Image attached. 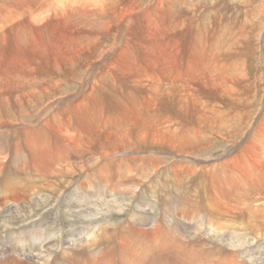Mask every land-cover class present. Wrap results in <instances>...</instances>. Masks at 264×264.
I'll return each instance as SVG.
<instances>
[{
	"label": "bare ground",
	"instance_id": "1",
	"mask_svg": "<svg viewBox=\"0 0 264 264\" xmlns=\"http://www.w3.org/2000/svg\"><path fill=\"white\" fill-rule=\"evenodd\" d=\"M261 40L262 76L251 78L243 68L254 43L250 0H0V169L21 158L1 182L0 240L19 245L15 264H251L240 258L250 252L241 240L250 219L264 220ZM217 138L230 147L200 157ZM168 152L187 161L165 168L156 163L164 159L148 156L137 163L145 162L157 185H145L138 171L127 182L124 159L136 165L144 153ZM166 172L173 174L167 192L160 181ZM23 173L29 177L19 179ZM189 177L213 195L217 211V220L206 221L209 234L192 240L191 221L200 232L205 225L179 192ZM127 185L147 201L141 212L130 207L125 220L87 221L83 230L80 218L69 238L60 226V244L41 228L47 236L26 235L57 214L64 226L73 214L109 215L111 191L123 196ZM90 198L99 201L88 205ZM258 202L263 209L250 208ZM97 203L104 208L94 209ZM171 209L192 214L179 220ZM240 217L245 227L234 226ZM27 219V227H13ZM261 226L254 223L251 235L264 240ZM27 238L31 246L19 244Z\"/></svg>",
	"mask_w": 264,
	"mask_h": 264
},
{
	"label": "rangeland",
	"instance_id": "2",
	"mask_svg": "<svg viewBox=\"0 0 264 264\" xmlns=\"http://www.w3.org/2000/svg\"><path fill=\"white\" fill-rule=\"evenodd\" d=\"M264 1V0H263ZM263 1L262 0H250V39L251 40H253L254 41V43L253 44H250V46H252V47H250V52L248 53V55L247 56H245L244 58H243V62H245L244 63V66H243V68L246 70V72H250V77L251 78H254V77H256V75L258 76H262V68H263V61H262V51H261V42H262V40L261 39H263V35H264V3H263ZM246 58V59H245ZM252 75H255V76H252ZM258 82L254 85V86H252L251 87V89L255 92L256 91V93L255 94H253V95H255L254 97H253V99L251 100V98H250V106L252 105L253 107L252 108H255L256 109V107L254 106L255 104H256V102L258 101V100H260V98H261V87H260V84H261V80H259V78H257L256 79ZM260 91V92H259ZM258 93V94H257ZM255 109H253L252 111H254ZM251 115V114H250ZM215 142H217V143H215ZM226 143H228V144H226ZM212 146L210 147V148H208L207 149V151H205V152H202L201 154H200V157H204V156H211V155H216L217 154V152H218V154H220L224 149H228V147H230V144H229V142H225L224 143V141H220L219 140V138H217V139H214L213 140V142H212ZM221 144V145H220ZM216 145H217V147H216ZM229 145V146H228ZM215 146V148H213ZM228 146V147H227ZM221 147V148H220ZM165 152H167V150H165ZM204 153H206V154H204ZM145 154V153H144ZM144 154H142V155H144ZM141 155V156H142ZM155 155V156H154ZM120 156H121V154H120ZM126 156H128V155H124V154H122V156H121V158H125ZM141 156H138L139 158H136L135 159V161H136V165H133V164H131L132 162H130V161H126L127 159H124V161H125V165L124 164H122V166H121V169H124L123 167L124 166H126V170H127V174H126V176H125V178H126V180H127V182L132 178V177H134L135 175H136V171H138V176H140L141 177V175L145 178H143V177H141V178H143V181H145V185L147 184V185H149V186H151V184H153L151 187H155V185H157V184H155L154 182H152V180H150L151 178V174H150V172H148V173H146V168L145 167H148L147 165H144V163L145 162H141V163H139L140 164V166H139V164L137 163V162H140V161H145V159L146 158H148V156L149 157H154V158H158V157H161V159L163 160V161H161V160H159L158 162H156V161H154V162H156V163H158L159 165H160V167H165V168H167V166L168 165H170V166H172V164H179V161H180V163L181 162H185V161H187V160H180L176 155H174L172 152H168V153H165V155H161V154H153L152 155V153H147V156L145 157V158H142ZM21 159V158H20ZM20 159H17L15 162H13L12 164H7V165H5L4 167H1V169H0V193H3L2 191H3V187H2V183L4 182H6L7 183V181H8V177L10 178V176H9V173L10 172H17V170H18V168H19V165H20V163H18V162H20L21 160ZM140 159V160H139ZM141 159H144V160H141ZM134 160V159H133ZM167 160V161H166ZM175 160V161H174ZM122 162H123V159L121 160ZM168 161H170V162H168ZM128 162V163H127ZM161 163V164H160ZM128 164H130V165H128ZM137 164H138V166L139 167H141L140 169L138 168V166H137ZM141 164H143L144 166H141ZM144 167V168H143ZM164 168V169H165ZM16 169V170H15ZM142 169V170H141ZM148 169V168H147ZM11 170V171H10ZM113 170H115V172L117 171V169L116 168H114ZM144 170V171H143ZM150 170V169H149ZM4 171H5V173H4ZM10 171V172H9ZM122 171V170H121ZM154 173V172H153ZM150 174V175H149ZM173 176V174H171V173H167L166 172V174H165V177H167L168 176V180L164 177V176H161L160 178L162 179H160V181H162L163 182V185H165V183H166V187L165 186H163V187H165V188H163L166 192H167V190L169 189V186H171L170 184V180L173 178L172 176ZM200 175V174H199ZM17 176H19L18 178L19 179H24L25 178V176H27V174L26 173H23V174H21V175H17ZM31 176H33L32 174H31ZM79 176V175H78ZM148 178H147V177ZM27 177H29V176H27ZM26 177V178H27ZM169 177H172V178H169ZM78 178V177H77ZM80 178V177H79ZM78 178V179H79ZM164 178V179H163ZM3 179V180H2ZM16 179V178H15ZM179 179L181 180L182 178L181 177H179ZM190 179V180H189ZM7 180V181H6ZM10 180V179H9ZM11 180H12V178H11ZM89 181H90V178L88 179ZM147 180V181H146ZM13 181V180H12ZM79 181V180H78ZM196 181H197V179H194V178H188V180L187 179H185V181L183 180L181 183H182V190L180 191L179 190V192L180 193H182V197H185V198H191L192 199V202H191V204H190V206H193V205H195L196 206V212H201L200 213V215H202V217L200 218V220H202V218H203V220H202V223H203V225H205V227H204V229L205 230H202L201 232L200 231H198V228H200L199 226L197 227L196 225H195V222H194V220H192L191 221V223L189 224V226H190V230L189 231H191V232H189L188 233V237L190 236V239L192 240L193 239V237H199V236H201V235H203L204 233L205 234H209V229H208V222H209V220H212V219H210V218H208V217H211V218H213V219H216L215 217H214V215H213V212L214 211H216L215 209H214V207H213V205H214V197H212L213 195L209 192V191H205V190H201V189H203V188H201L202 186L201 185H199V184H197L196 183ZM2 182V183H1ZM3 183V184H4ZM77 183L78 182H75V184L77 185ZM127 186H129L128 188H130V189H132V190H130V189H128V188H125V190H123V188H122V193H120V195H122L123 194V196H118V197H116L115 196V192L114 191H111L112 192V198L111 199H108V201L111 203H109L108 204V208H106V210H108V211H111L110 213H109V215H105V216H101V218L100 217H95L98 213H101V211L99 210V212L98 211H91V212H89L90 213V218L89 217H87V218H82L81 216L82 215H84V214H78V216H79V218L78 219H76L74 216H76V214H73L72 216H70V218L68 217L67 218V220H66V224H67V226H69V227H67V226H64L65 224H63V222H62V218L59 216V214H57V217H56V219L54 220V217L55 216H51V217H49L48 219L49 220H47L48 222V224H45V225H43V223H37L36 224V226H34L33 228H35V230H32V231H30V230H28V231H25L26 232V235L28 236L30 233L32 234L33 233V231H36L37 233L38 232H40L41 234H43V235H48L46 232H44L43 233V231H41V229L42 230H45V231H50V233H53V236H54V242L56 243V244H60L62 241H63V236H62V238L61 237H59L60 235H61V232H59V231H57L58 229H60V226H61V228L63 229V232L62 233H64V234H68V235H64L65 237H70V233L71 232H73V233H77V231H78V229H79V224L81 225V221L79 220L80 218L84 221V223H85V225H83V227H81V228H83V230L84 229H88V227H87V221H100V222H103V221H108V219H110L109 221L110 222H112V223H114V221L115 220H119V219H124L125 220V217H126V215L128 216L129 215V213L131 212V208L132 207H134L135 205H137V207L134 209V210H136V211H138L139 210V212H141L142 211V207H144L145 205H142V204H146V201H147V199L145 198V197H142L140 194H139V191H137V190H133V189H135L134 187H135V185H132V187H131V185H127ZM192 186V187H191ZM200 187V188H199ZM168 188V189H167ZM191 188V189H190ZM2 189V190H1ZM119 189H121V187L119 188ZM162 189V190H163ZM162 191L161 192V194H162V196H164V194H166L165 193V191ZM189 190V191H188ZM193 190H194V192H193ZM125 191V192H124ZM130 191V192H129ZM183 191V192H182ZM111 192L109 193V194H111ZM131 192H134V195H133V193H131ZM207 192V193H206ZM86 193H87V191H86ZM184 193V194H183ZM193 193V194H192ZM204 193L206 194V198H204L205 197V195H204ZM91 194L93 195H95V193H90V192H88L87 193V195H89V196H91ZM139 194V195H138ZM198 194H200V195H198ZM202 194V195H201ZM211 196H210V195ZM203 196V197H202ZM135 197V198H134ZM50 200L51 199H53L52 197L51 198H49ZM135 199V200H134ZM211 199V200H210ZM177 200H179V199H177ZM91 201H96V202H98L99 200H94L93 198H90V200H89V202L87 203L88 205H89V203L91 202ZM180 201V200H179ZM212 202V203H211ZM115 205H114V204ZM141 203V204H140ZM166 203V202H165ZM163 204V205H166V204ZM208 203V204H207ZM210 203V204H209ZM53 204V203H52ZM94 204H95V202H94ZM168 204H169V199H168ZM201 206H200V205ZM253 204V205H252ZM252 204H250V208H252V207H257V208H259V209H263L262 207H260V205L262 204V203H260V202H258V203H252ZM260 204V205H259ZM88 205H86V207L89 209V210H92L93 209V207L92 206H88ZM112 205V206H111ZM114 205V206H113ZM130 205V206H129ZM200 207H199V206ZM204 205H205V207H206V209H205V207H204ZM212 205V206H211ZM255 205V206H254ZM97 207H94V209L96 208V209H101V208H104V206H102V205H100V204H98L97 203V205H96ZM120 206H126V207H124V209H123V211H122V213H119V212H117L118 210H119V207ZM142 206V207H141ZM170 206V205H169ZM202 206H203V208H202ZM86 207L84 206V208H83V210L84 209H86ZM114 207V208H113ZM131 207V208H130ZM141 207V208H140ZM207 207H209V208H207ZM50 209V208H52V206H48V207H46V208H39L38 210H36V215H38V217L40 216V215H44L45 214V212L48 210V209ZM113 208V209H112ZM126 208V209H125ZM138 208H140V209H138ZM212 208H213V210H212ZM205 209V210H204ZM207 209H209V210H207ZM117 210V211H116ZM155 210V209H154ZM156 210H158L159 212H161V213H163L162 211H165L163 208H160V210L158 209V206L156 207ZM246 210H248V208L246 209ZM245 210V212H246V214H248L249 212H247ZM86 211V210H85ZM127 211V212H126ZM133 211V210H132ZM171 211H172V213H171V216H174L175 214H176V216H174V218H178L179 220H182V218H183V216H185V217H189V216H191V214H192V212H190V211H192V210H186V211H180V213H175V211L173 210V209H171ZM95 212H98V213H95ZM144 212H146V213H148V211L146 210V211H144ZM167 213L169 212V210H167L166 211ZM212 212V213H211ZM217 212V211H216ZM183 213H185V214H183ZM187 213V214H186ZM203 213V214H202ZM152 214H153V212H152ZM36 215H32L33 216V218H32V220H37V216ZM86 215V214H85ZM198 215H199V213H198ZM204 215V216H203ZM35 216V217H34ZM92 216H93V218H92ZM177 216H179V217H177ZM41 217V216H40ZM180 217H182L181 219H180ZM51 218V219H50ZM116 218V219H115ZM219 218H221L220 216H219ZM29 219V218H28ZM28 219L25 221V220H22L21 221V223H19L18 225H13V227L15 226V229L16 228H19V227H22V225L24 226L25 224H27L29 221H28ZM204 219H205V221H204ZM209 219V220H208ZM217 220V219H216ZM225 220V219H224ZM224 220H221V221H224ZM188 221V220H187ZM205 223H204V222ZM206 221H208L207 223H206ZM218 221H220V220H218ZM251 221H253V222H251ZM263 223H262V222ZM25 222V223H24ZM50 222H52L51 224H50ZM77 222V223H76ZM234 226L236 225V224H240V225H242L243 227H245V225H244V221H242L241 220V217H240V219L239 218H237V219H234ZM254 223L256 224V225H258V224H260L261 223V225H263V226H261L260 227V229H261V231L262 232H264V220L263 219H259L258 218V220L257 219H250V230L252 231V227L254 226ZM21 224V225H20ZM76 225H78V226H76ZM203 225L201 226V228L203 227ZM40 226V227H39ZM25 227H27V225H25ZM59 227V228H58ZM263 227V228H262ZM39 228H41V229H39ZM77 228V229H76ZM0 229H1V227H0ZM50 229V230H49ZM72 229V230H71ZM38 230V231H37ZM52 230V231H51ZM207 230V231H206ZM1 231V230H0ZM65 231H67V233L65 232ZM250 231V235H248V237L247 236H241V240H243L242 242H244V243H246L247 244V246H246V248H250L249 249V251L250 252H248V251H245V253L246 254H244V256H242L240 259L241 260H243V262H248V259L250 258V259H252V261H250V263L251 264H259L260 262H262V261H264V240L263 239H261V238H257L256 236L258 235V234H256V235H251V234H254L253 232H251ZM58 233V234H57ZM203 233V234H202ZM26 235H24V236H22L21 237V239L22 240H25L26 239ZM46 236H44V237H46ZM18 237H20V236H18ZM17 237V238H18ZM206 237H209L208 235L206 236ZM247 237V238H246ZM259 237V236H258ZM16 238V237H15ZM24 238V239H23ZM61 239V240H60ZM222 239H224V238H222ZM188 240H189V238H188ZM212 240V239H211ZM60 241V242H59ZM236 241L237 240H235L234 239V242L236 243ZM249 241V242H248ZM34 242V240L33 239H29V238H27V241H26V244H24V243H19L20 245L21 244H23V245H25V246H31V244ZM100 244H103V243H100ZM0 245H3V249H2V251L5 253V254H1L0 255V264H2V263H4V264H15V261H16V259H15V257H16V255H15V253H14V251H13V249H17L18 248V244L15 242V241H11L10 240V238H3V239H1L0 240ZM14 245V246H13ZM18 245V246H17ZM16 246V247H15ZM35 246H36V244H34L32 247H34L35 248ZM13 247V248H12ZM27 247H26V249H27ZM76 249H79L78 247L76 248ZM102 250V249H101ZM57 253L55 254V256H60L61 255V253H60V251L57 249ZM248 252V253H247ZM72 253H74V252H72ZM247 256V257H246ZM247 258V259H246ZM8 259V262L6 261V263H5V260H7ZM249 259V260H250ZM10 260V261H9ZM17 262V261H16ZM259 262V263H258Z\"/></svg>",
	"mask_w": 264,
	"mask_h": 264
}]
</instances>
